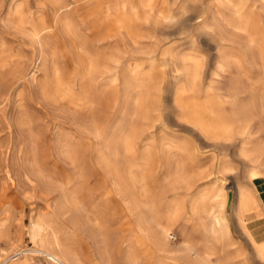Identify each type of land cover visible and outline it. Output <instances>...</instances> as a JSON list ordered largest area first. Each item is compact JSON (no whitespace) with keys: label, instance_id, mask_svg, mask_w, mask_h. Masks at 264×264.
<instances>
[{"label":"rangeland","instance_id":"rangeland-1","mask_svg":"<svg viewBox=\"0 0 264 264\" xmlns=\"http://www.w3.org/2000/svg\"><path fill=\"white\" fill-rule=\"evenodd\" d=\"M111 1L0 0V264H54L35 251L41 220L88 262L101 226L123 264V223L144 210L177 211L168 240L185 254L264 264L230 211L241 187L262 213L264 0H156L174 21L157 8L134 35L94 23ZM189 96L213 101L232 132L192 123L176 103ZM200 204L229 237L211 234Z\"/></svg>","mask_w":264,"mask_h":264},{"label":"bare ground","instance_id":"bare-ground-1","mask_svg":"<svg viewBox=\"0 0 264 264\" xmlns=\"http://www.w3.org/2000/svg\"><path fill=\"white\" fill-rule=\"evenodd\" d=\"M157 8L160 13L159 15L163 17L165 22L174 21V17L172 15L168 14L165 9L156 5V0H112L107 5L106 13H102V15L101 6L95 5L93 10V14L95 15L93 16V21L95 24L97 23L98 26L102 25L104 21L108 22L107 31L115 29L116 31H125L130 35H134L136 33V28L141 26V21L143 19L147 20L150 18V15L152 14L151 12H154ZM176 103L179 108L184 110L188 119L206 134L214 137H223L232 132V117L228 114L225 116L221 112H218L213 101L207 100L205 102H199L189 96L185 98L177 97ZM129 170L131 169L129 168ZM249 175L251 178H254L256 174L251 171ZM99 185H101L100 181ZM76 191L77 190L74 192ZM234 194H236V192ZM228 195L229 193H227V196ZM225 202L228 203V197ZM200 206L208 214V226H211V234L214 237L221 236L224 231L223 226H226V236L229 237L232 232L227 226H231V224L227 219H225L222 212H219L221 215H215L209 211L205 204H200ZM233 207L236 216L235 218L238 226L241 228V232L251 244L255 256L264 262V234L256 233L251 229L250 225L251 221L255 222L254 220H256L258 216L255 201L243 188L239 187L237 196L232 197L230 211H233ZM136 208H139V205H137ZM197 211L199 215V208H196V212ZM176 212L177 211L172 210L168 216L164 217L157 212L144 210L134 223L130 220H125L123 223V233L129 237V242L128 245H125V247L121 249L123 251V264H140L141 255L146 258L144 261L145 264H197L195 260H197L198 264H224L221 258H218L216 262H211L200 256L185 254V252L189 249L187 242L177 244L168 240V224L171 222ZM121 214L123 217L128 215L125 211H121L120 215ZM58 232L59 231L57 230L50 231L42 220L31 226L32 237L40 241V249H36L35 251L41 253L45 259L49 260L51 263L113 264L114 245L112 243L111 236L109 234H105L101 230V226H98V228L92 232V236L98 240L96 249L97 258L95 257L96 259L94 262L86 261L87 259L81 255L79 250L62 242L58 236ZM124 244V240L120 239L118 246ZM23 251L25 250H22L21 254ZM88 251L89 250L87 249V253ZM18 259L19 258L13 260L9 259V261L11 260L10 264H23L19 262Z\"/></svg>","mask_w":264,"mask_h":264},{"label":"crops","instance_id":"crops-1","mask_svg":"<svg viewBox=\"0 0 264 264\" xmlns=\"http://www.w3.org/2000/svg\"><path fill=\"white\" fill-rule=\"evenodd\" d=\"M262 199V213L261 215L257 216L255 222L251 221V229L258 234H264V194L261 196ZM255 233V234H256Z\"/></svg>","mask_w":264,"mask_h":264}]
</instances>
